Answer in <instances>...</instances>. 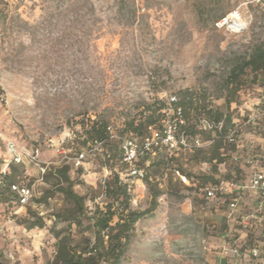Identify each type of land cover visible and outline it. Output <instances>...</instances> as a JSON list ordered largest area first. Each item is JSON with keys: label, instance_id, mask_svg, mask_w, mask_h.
<instances>
[{"label": "rangeland", "instance_id": "374dc122", "mask_svg": "<svg viewBox=\"0 0 264 264\" xmlns=\"http://www.w3.org/2000/svg\"><path fill=\"white\" fill-rule=\"evenodd\" d=\"M235 10L245 32L215 27ZM263 43L264 8L255 0H0V174L10 172L9 142L40 149L38 162L25 156L21 163L19 184L31 188L30 201H0V264H56L54 230L71 234L78 252L94 243L95 215L114 203L107 184L117 174L129 184L132 210L150 208L148 181L160 191L153 217L135 224L121 264H216L231 227L218 200L224 193L213 201L204 188L222 181L247 186L264 167V75L248 69L237 92L228 82ZM191 96L182 129L192 148L162 143L138 163L144 180L126 176L121 146L134 134L129 122L154 114L156 125L143 134L161 136L175 121L171 98ZM95 121L111 128L98 149L89 133ZM215 140L224 156L217 170L208 159ZM81 152L86 158L78 165ZM66 166L85 196L84 211L58 191L68 185L57 171ZM114 206L112 225L123 212ZM40 219L44 227H29Z\"/></svg>", "mask_w": 264, "mask_h": 264}, {"label": "trees", "instance_id": "16d2710c", "mask_svg": "<svg viewBox=\"0 0 264 264\" xmlns=\"http://www.w3.org/2000/svg\"><path fill=\"white\" fill-rule=\"evenodd\" d=\"M250 69L252 72L264 75V43L257 47L249 58L244 59L238 64L229 76L228 82L234 86V91L237 92L241 88V78ZM194 96L180 98L175 102V106H181L184 114L187 108L194 102ZM231 102V100H230ZM222 114L219 113V119ZM185 117V116H184ZM140 120V122L130 121L128 128L134 134L128 137L140 138L144 136L143 132L145 128L156 125V119L154 114H150ZM109 125L102 121H95L91 127L90 135L93 140L105 141L109 139ZM186 128V124L181 126ZM136 134V135H135ZM189 134V133H188ZM213 154L208 158L209 161H223V157L219 154V149L222 146L220 140H215L213 143ZM122 161V158H121ZM125 164V163H124ZM69 167L58 169V175L68 183L67 186H59L58 191L62 192L67 199L71 200L75 204V208L79 211L85 209V196L79 195L74 190V181L71 179L68 173ZM216 169V168H215ZM25 170L22 164L11 163L10 172L5 175V181L0 184V201H9L11 197L18 198L16 192L12 190L14 184H19L21 177L24 175ZM114 184L108 183L107 190L113 197L114 203L107 205L106 210L98 211L95 215V226H96V241L92 243L88 241L85 247L80 252L75 250V246L72 244L71 234L63 235L62 231H55V236L58 238L57 241V255L56 264H121L123 256L129 246L133 229L135 224L146 217H153V211L158 206V196L160 191L148 181L150 189L153 190V198L150 208L146 210H132L130 209L131 193L127 184L120 182L119 175L117 174L114 178ZM18 200V199H17ZM121 201V202H119ZM120 203L123 206V212L120 213L119 219L115 225H112L114 217L117 215L114 204ZM39 226L44 227L43 219L33 222L29 225L30 228Z\"/></svg>", "mask_w": 264, "mask_h": 264}, {"label": "built area", "instance_id": "2783aa9c", "mask_svg": "<svg viewBox=\"0 0 264 264\" xmlns=\"http://www.w3.org/2000/svg\"><path fill=\"white\" fill-rule=\"evenodd\" d=\"M262 8H264V0H255ZM214 25L217 29L226 30L234 34H241L247 29V22L244 19L242 13L239 10L232 11L224 16L218 18ZM176 97H172L170 103L174 110V123L166 125L164 124L163 134L160 136L158 133L152 134L150 136L144 137L142 141L137 140L134 137H126L123 140L121 146V158L122 162L127 166V173L131 178L137 180H144L147 176V171L142 168L138 163L139 161L146 157L148 154L154 152L155 147H159L160 144L165 143V146L170 150H179L181 148L190 147L189 138L186 132L182 129L184 122V112L181 106H175L177 102ZM163 123H166L167 119H162ZM111 129L110 126L108 130ZM183 130V131H182ZM51 145L57 148L58 152H63L61 146H56L54 140L51 141ZM104 142L100 140H94L93 145L95 149H98ZM7 150L11 155V161L14 163H24L25 156L29 157L32 162L39 161L40 149L36 148L32 152H26L21 150L14 142H9L7 144ZM86 158V153L81 152L77 157L78 165H80ZM9 164V163H8ZM45 170V168H42ZM7 171H3L0 174V184L5 181V175ZM185 183H188V179L184 175H180ZM251 189L256 191L261 197V204L264 207V171H256L253 174L250 183ZM12 190L18 195V201L20 204H27L32 197L31 188L21 185L14 184ZM229 185L221 186L220 188H207L205 190L206 196L208 198L216 197L219 192H228ZM230 206L232 208L237 207L235 201L231 202ZM226 253L227 250H225ZM244 264H264V233L263 235L251 246L250 258L246 260Z\"/></svg>", "mask_w": 264, "mask_h": 264}, {"label": "crops", "instance_id": "0c3cea01", "mask_svg": "<svg viewBox=\"0 0 264 264\" xmlns=\"http://www.w3.org/2000/svg\"><path fill=\"white\" fill-rule=\"evenodd\" d=\"M146 136H142L141 138H136L139 141H142ZM222 148V147H221ZM220 148V149H221ZM219 149V150H220ZM223 157L224 161V156L223 153H219ZM216 161L215 163V170H217V167L220 163L223 161ZM212 161V162H214ZM258 171H264V167L259 169ZM126 176L131 178L128 173H127V167H126ZM85 181L88 183H93L94 182V176L91 175H84ZM253 175L249 179V184L247 186H243L240 183H234L230 181H222L218 182L215 185L210 184L207 185L204 188V192L207 188H220L221 186H226L229 185V191L228 192H222L224 193L223 196H219L218 194L214 198H208L205 193V197L209 200H218L221 201L222 204L226 205L228 208L227 211V218H228V223L229 226L231 227V230L229 234H225L223 238L221 239V242L218 245L219 252H217V257L215 259L216 264H244L246 260H249L250 258V250L251 246L263 235L264 233V207L261 204V197L260 195L251 189L250 183ZM120 182L123 184H127L129 187V184L127 182L123 181V178L119 176ZM190 184L189 180L188 183ZM245 189H248L250 193V204H247L245 198H246V193ZM130 191V188H129ZM229 196V200L227 195ZM80 195V194H79ZM18 199V198H17ZM235 201L237 203L236 208H232L230 206L231 202ZM251 207V211H247L246 207L247 206ZM254 213V222H252V218L250 215ZM250 214V215H249ZM249 215V216H248ZM249 217V219H248ZM248 219V221H247ZM256 227L258 228L259 231V237L257 238L254 237L256 233ZM228 253H226V251Z\"/></svg>", "mask_w": 264, "mask_h": 264}]
</instances>
